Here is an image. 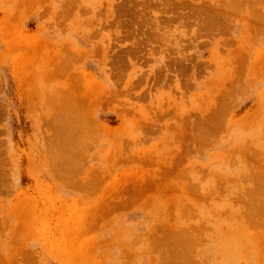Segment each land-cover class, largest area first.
<instances>
[{
	"label": "rangeland",
	"instance_id": "1",
	"mask_svg": "<svg viewBox=\"0 0 264 264\" xmlns=\"http://www.w3.org/2000/svg\"><path fill=\"white\" fill-rule=\"evenodd\" d=\"M174 259L264 264V0H0V264Z\"/></svg>",
	"mask_w": 264,
	"mask_h": 264
},
{
	"label": "bare ground",
	"instance_id": "2",
	"mask_svg": "<svg viewBox=\"0 0 264 264\" xmlns=\"http://www.w3.org/2000/svg\"><path fill=\"white\" fill-rule=\"evenodd\" d=\"M65 103H66V102H65ZM69 105H70V104H69ZM72 112H73V110H72ZM74 112H75V111H74ZM57 113H58V112H57ZM65 114H66V113H65ZM65 114H64V115H65ZM62 118H64V116H63ZM60 119H61V118H60ZM67 119H68V118H67ZM63 122H64V121H63ZM67 122H68V120H67ZM69 122H70V119H69ZM75 122H76V121H75ZM60 123H61V121H60ZM64 124H65V123H64ZM73 124H74V123H73ZM69 127H70V126H69ZM61 134H62V133H61ZM66 134H67V133H66ZM203 139H204V138H203ZM70 140H71V139H70ZM73 140H74V139H73ZM66 143H67V142H66ZM72 143H74V142L72 141ZM72 143H71V145H72ZM62 144H63V143H62ZM69 144H70V143H69ZM63 145H64V144H63ZM64 146H65V145H64ZM64 146H63V147H64ZM66 146H68V145H66ZM69 146H70V145H69ZM69 146H68V147H69ZM70 147H71V146H70ZM70 147H69V148H70ZM72 147H73V146H72ZM66 148H67V147H66ZM51 157H52V156H51ZM256 199H257V197H256ZM256 201H257V200H256ZM258 202H259V201H258ZM249 206H250V205H249ZM185 207H186V206H185ZM254 210H255V209H254ZM175 240H176V241L179 240V242H181L180 239H178V238H176ZM173 242H174V241H173ZM182 242H183V241H182ZM169 245H170V244H169ZM174 245H175V243H174ZM174 245H173V246H174ZM180 245H181V244H180ZM183 245H184V244H183ZM177 247H178V246H177ZM185 247H186V246H185ZM174 248L176 249V247H174ZM175 249H174V251H175ZM177 249L179 250V249H181V248L178 247ZM176 251H177V250H176ZM183 251H184V250L181 249L180 252L182 253ZM180 252H179V253H180ZM176 253H177V252H176ZM179 253H178V254H179ZM190 253H191V252H190ZM173 254H174V252H173ZM175 256H176V255H175ZM180 256H181V255H180ZM181 257H182V256H181ZM186 257H187V256H186ZM177 258H178L179 260L181 259V258H179V257H177ZM177 258H176V260H177ZM183 258H185V256H184ZM183 258H182V259H183ZM170 259H171V258H170ZM171 260H172V259H171ZM183 260L185 261V259H183ZM188 260H189V259H188ZM177 261H178V260H177ZM180 261H181V260H180ZM186 261H187V260H186ZM189 261H190V260H189ZM173 262H175L174 264H176L175 259L173 260ZM173 262H172V263H173ZM178 262H179V261H178ZM178 262H177V264H178ZM187 263H188V262H187ZM180 264H182V263L180 262ZM184 264H185V262H184ZM188 264H189V263H188Z\"/></svg>",
	"mask_w": 264,
	"mask_h": 264
}]
</instances>
